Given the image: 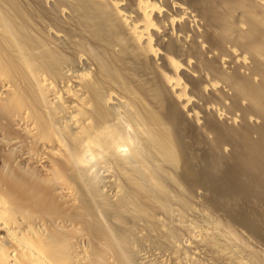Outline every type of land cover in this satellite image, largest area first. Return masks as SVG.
<instances>
[{
	"label": "bare ground",
	"instance_id": "6f19581e",
	"mask_svg": "<svg viewBox=\"0 0 264 264\" xmlns=\"http://www.w3.org/2000/svg\"><path fill=\"white\" fill-rule=\"evenodd\" d=\"M0 264H264V0H0Z\"/></svg>",
	"mask_w": 264,
	"mask_h": 264
}]
</instances>
